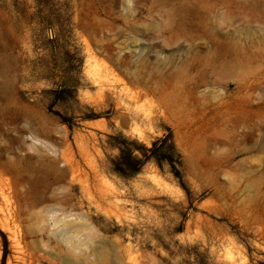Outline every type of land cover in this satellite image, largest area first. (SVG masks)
<instances>
[{
    "label": "rangeland",
    "instance_id": "rangeland-1",
    "mask_svg": "<svg viewBox=\"0 0 264 264\" xmlns=\"http://www.w3.org/2000/svg\"><path fill=\"white\" fill-rule=\"evenodd\" d=\"M213 1L0 0V264H264V0Z\"/></svg>",
    "mask_w": 264,
    "mask_h": 264
},
{
    "label": "bare ground",
    "instance_id": "bare-ground-1",
    "mask_svg": "<svg viewBox=\"0 0 264 264\" xmlns=\"http://www.w3.org/2000/svg\"><path fill=\"white\" fill-rule=\"evenodd\" d=\"M175 1L178 5L176 8V19L175 20L178 22V26H179L178 29L179 30L190 31V30H193L194 26L201 24V0H175ZM224 2L229 3V0H214L213 4L218 5L219 3H224ZM138 13H139V10L135 11V14H138ZM26 136L30 140V142L28 144L30 149H32V146H34L35 144L36 145L38 143H41V144L44 143L45 144L44 140L42 141L40 139L41 137L39 138L38 136L33 135L31 133H29ZM45 148L47 150L46 145H45ZM47 151H49V150H47ZM51 151H49V152L56 154L55 151H52V152ZM20 160H21V158H20ZM15 162H16V159H15ZM15 162L13 160H9V159H7L6 161H0V177L4 176V179H5L6 174L16 171L17 163L15 165ZM0 179L2 180V178H0ZM3 181L2 182L0 181V182L3 184ZM70 213L71 212H69V214H67V213L63 214L61 217H59L58 220L54 219L55 217L52 218L51 221L48 220L47 225H51V226L52 225H60V226L56 227L55 229H49L50 233L54 234V236L58 239V242H61L62 244H64V246L66 247V250L69 251V253H70L69 261L74 262L77 260L80 261V259H78V257L79 258H81V257L88 258L87 257L88 254L86 256V250L83 251L80 249L81 247L80 248L78 247L79 245L80 246L85 245L88 242V237L86 238L85 241L83 239H80V238L75 241L74 238H75L77 233L76 234L73 233V232L77 231L76 229L83 227L84 225H87V224H85V222L83 223V220L76 217V216L72 217L73 213H71V214ZM45 222L46 221H44V223ZM86 245L84 247H86ZM87 252L89 253V251H87Z\"/></svg>",
    "mask_w": 264,
    "mask_h": 264
},
{
    "label": "trees",
    "instance_id": "trees-1",
    "mask_svg": "<svg viewBox=\"0 0 264 264\" xmlns=\"http://www.w3.org/2000/svg\"><path fill=\"white\" fill-rule=\"evenodd\" d=\"M147 150L150 151V154L142 153V157H138L137 155H133L134 150L132 148L123 147L116 171L122 174L136 173L148 158H154L157 162L165 160L171 165V168L175 169L174 158L176 149L171 134L153 141L151 148ZM177 158H179V155H177ZM175 170L178 172L177 169Z\"/></svg>",
    "mask_w": 264,
    "mask_h": 264
}]
</instances>
